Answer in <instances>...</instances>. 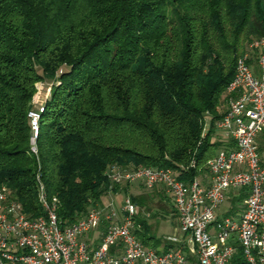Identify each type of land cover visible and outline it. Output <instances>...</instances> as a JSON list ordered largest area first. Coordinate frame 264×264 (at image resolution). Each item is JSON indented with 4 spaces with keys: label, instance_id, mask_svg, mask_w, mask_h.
Here are the masks:
<instances>
[{
    "label": "trees",
    "instance_id": "1",
    "mask_svg": "<svg viewBox=\"0 0 264 264\" xmlns=\"http://www.w3.org/2000/svg\"><path fill=\"white\" fill-rule=\"evenodd\" d=\"M262 37L264 0H0V186L39 216V173L69 224L127 191L110 165L191 181L223 144L215 124L236 60ZM38 83L51 90L34 155ZM136 222L145 246H172Z\"/></svg>",
    "mask_w": 264,
    "mask_h": 264
},
{
    "label": "built area",
    "instance_id": "2",
    "mask_svg": "<svg viewBox=\"0 0 264 264\" xmlns=\"http://www.w3.org/2000/svg\"><path fill=\"white\" fill-rule=\"evenodd\" d=\"M248 48L236 60L228 105L215 124L223 144L203 172L182 181L171 168L107 169L113 184L164 187L175 210L174 231L162 236L171 247L145 246L135 233L137 204L128 193L118 201L111 189L82 217L61 223L58 198L48 195L37 173L39 216H29L0 186V264H264V148L256 143L264 130V37ZM42 110L40 103L27 112L34 155Z\"/></svg>",
    "mask_w": 264,
    "mask_h": 264
},
{
    "label": "rangeland",
    "instance_id": "3",
    "mask_svg": "<svg viewBox=\"0 0 264 264\" xmlns=\"http://www.w3.org/2000/svg\"><path fill=\"white\" fill-rule=\"evenodd\" d=\"M37 92L35 96V103L34 108L37 109V107L40 105V103H43L49 96V92L51 90V87L47 83H38L36 85ZM228 105V97L223 102V111L227 108ZM205 129L208 127V123L205 122L204 124ZM125 185V184H123ZM122 185V186H123ZM240 191V189H238ZM120 194H123L122 191L118 192V196H116L117 200H121ZM161 198H156L152 195H143L140 197V199L144 202L142 204L143 207L138 206V212H140L141 215L145 216L148 219V222L152 224L153 232L155 236H163L166 234H170L174 231L175 226V219L173 217L174 214V208L173 205L171 206L169 203V194L167 195V192H162ZM242 199L244 196L241 197ZM105 199V198H104ZM172 203V201H171ZM155 213V215H154Z\"/></svg>",
    "mask_w": 264,
    "mask_h": 264
},
{
    "label": "crops",
    "instance_id": "4",
    "mask_svg": "<svg viewBox=\"0 0 264 264\" xmlns=\"http://www.w3.org/2000/svg\"><path fill=\"white\" fill-rule=\"evenodd\" d=\"M247 52H249V48H248ZM249 55H250V65H251L252 69L257 73L258 72V68H257V64H256V61H255V54H253L250 51ZM256 143H257L259 148H264V130L257 135ZM126 185H127V191L123 192V193H128L130 196H133V197L136 196V197H139V198L142 197L143 195H152V196H155L156 198H161L162 197L161 193L165 191L164 187L161 186V185H158V186L154 187L153 189H147V188H145V186L140 181H136V182L129 183V184H126ZM120 195H123V194H120ZM167 195H168V193H167ZM168 196H169V200H170L169 203L172 206L171 197H170V195H168ZM106 197H104V198L106 199ZM104 198H103V200H105ZM235 200L237 201L238 197L235 198ZM235 200H233V201H235ZM173 217L175 219V212L173 214Z\"/></svg>",
    "mask_w": 264,
    "mask_h": 264
}]
</instances>
